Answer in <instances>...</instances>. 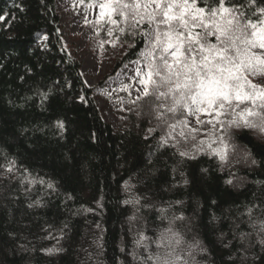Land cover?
Listing matches in <instances>:
<instances>
[{
	"label": "trees",
	"instance_id": "obj_1",
	"mask_svg": "<svg viewBox=\"0 0 264 264\" xmlns=\"http://www.w3.org/2000/svg\"><path fill=\"white\" fill-rule=\"evenodd\" d=\"M62 1L0 0V264H139L130 254L133 214L151 240L183 216L173 228L185 246L198 240L207 248L197 261L231 264L238 245L233 233L251 231L247 208L254 217L264 212V140L233 129L226 162L209 152L181 159L160 144L168 129L155 119L153 98L133 104L127 92L118 123L108 121L97 92L137 59L144 43L122 37L120 43L129 39L135 47H113L108 26L95 23L99 10L88 8L91 0H66L88 21L92 45L114 67L98 87H89L66 45ZM209 127L198 140H208ZM9 161H15L12 172ZM40 179L46 183H30ZM134 198L139 204L125 203ZM229 242L233 247L225 248ZM52 248L63 250L49 253ZM248 256L246 264H264L261 248Z\"/></svg>",
	"mask_w": 264,
	"mask_h": 264
},
{
	"label": "snow or ice",
	"instance_id": "obj_2",
	"mask_svg": "<svg viewBox=\"0 0 264 264\" xmlns=\"http://www.w3.org/2000/svg\"><path fill=\"white\" fill-rule=\"evenodd\" d=\"M88 8H98L95 23L108 26L107 35L114 37L113 47L117 43L120 47H135L129 39L120 43L122 37L142 39L144 47L137 59L129 62L134 73L129 79L138 93L130 102L153 98L155 119L168 129L161 137V145L174 148L181 159L209 152L226 162L231 130L252 131L264 140V84L250 79L264 78V0H91ZM132 87L133 83H122L119 90L129 91ZM189 117L198 127L191 126ZM205 125L210 126L205 133L208 140H198ZM57 126L64 129L62 121ZM251 163L255 165L257 161L252 159ZM14 169L15 161H9L6 170ZM35 182L46 183L43 179L30 181ZM226 182L231 184L232 180ZM47 187L54 189V184L47 182ZM139 202V198L125 201L134 206ZM34 203L39 205L40 201ZM245 214L251 231L233 233L238 245L235 254L229 256L231 264H246L251 250H264V212L254 217L253 207H249ZM183 219L173 217L168 227L151 240L142 227H136L139 218L130 216L129 231L135 232L130 253L133 260L139 264H200L196 256L206 255L207 248L198 240L185 246L183 235L173 228L175 220ZM149 240L155 244V252ZM224 247L233 245L229 242ZM141 248L146 255L138 253Z\"/></svg>",
	"mask_w": 264,
	"mask_h": 264
},
{
	"label": "rangeland",
	"instance_id": "obj_3",
	"mask_svg": "<svg viewBox=\"0 0 264 264\" xmlns=\"http://www.w3.org/2000/svg\"><path fill=\"white\" fill-rule=\"evenodd\" d=\"M59 13L62 16V32L65 35L66 45L72 55L82 64V73L85 82L91 88H96L107 77L111 76L114 67L111 66L108 56L99 54L91 42L90 31L86 27L85 17L76 14L69 1H62L58 6ZM133 65H128L117 75L112 84L104 86L97 92L99 105L104 117L113 124L118 123L121 111L125 108L124 92L131 93L133 99L138 93L135 90V83L130 81L133 76L131 69ZM254 83H264V78L254 79ZM133 83L129 91H120L121 84ZM142 90V89H141ZM205 118L202 116V119ZM192 127H198L194 118L189 117ZM204 129V128H203Z\"/></svg>",
	"mask_w": 264,
	"mask_h": 264
}]
</instances>
